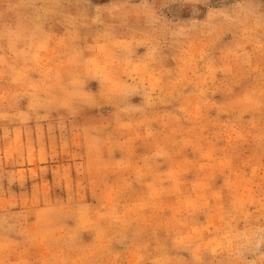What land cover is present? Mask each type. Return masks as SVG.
Instances as JSON below:
<instances>
[{"label":"rangeland","instance_id":"rangeland-1","mask_svg":"<svg viewBox=\"0 0 264 264\" xmlns=\"http://www.w3.org/2000/svg\"><path fill=\"white\" fill-rule=\"evenodd\" d=\"M0 264H264V0H0Z\"/></svg>","mask_w":264,"mask_h":264}]
</instances>
